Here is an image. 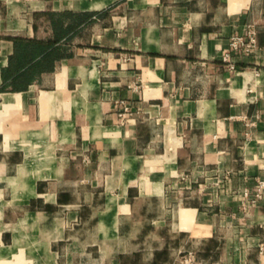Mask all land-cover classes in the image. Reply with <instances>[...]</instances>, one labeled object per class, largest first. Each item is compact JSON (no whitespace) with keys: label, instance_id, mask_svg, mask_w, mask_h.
I'll return each instance as SVG.
<instances>
[{"label":"crops","instance_id":"crops-1","mask_svg":"<svg viewBox=\"0 0 264 264\" xmlns=\"http://www.w3.org/2000/svg\"><path fill=\"white\" fill-rule=\"evenodd\" d=\"M15 35L55 55L0 89V264H264V0H0V87Z\"/></svg>","mask_w":264,"mask_h":264},{"label":"trees","instance_id":"trees-1","mask_svg":"<svg viewBox=\"0 0 264 264\" xmlns=\"http://www.w3.org/2000/svg\"><path fill=\"white\" fill-rule=\"evenodd\" d=\"M14 49L12 54L8 57V63L5 68L2 69V81L3 84L0 89L3 91H16L26 89V84L30 80L31 74L34 71L41 70V60L46 59L51 61L52 55H55L53 46L43 48L41 42L34 39L11 36ZM36 52H39V57L34 58ZM32 60V61H30ZM27 62V63H26ZM46 67V66H45Z\"/></svg>","mask_w":264,"mask_h":264},{"label":"built area","instance_id":"built-area-1","mask_svg":"<svg viewBox=\"0 0 264 264\" xmlns=\"http://www.w3.org/2000/svg\"><path fill=\"white\" fill-rule=\"evenodd\" d=\"M228 49L225 50L222 55L221 59L227 61L229 64L228 66L231 68L234 66L233 62L229 61V56L231 51L239 50L243 53H249L258 47V40H257V31L255 27L252 25H248L243 33L239 34H232L228 38ZM128 111V105H123V111L119 114V117H123L125 112ZM254 188L251 193L244 192V200L243 203L245 206H249L254 203L257 199L261 198L264 193V180L256 177L254 179ZM194 258L192 253H188L187 257L184 258V264H191Z\"/></svg>","mask_w":264,"mask_h":264}]
</instances>
